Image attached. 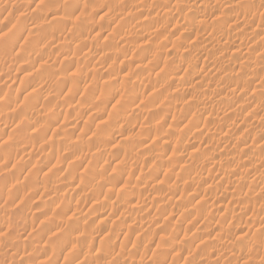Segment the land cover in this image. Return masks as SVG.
I'll use <instances>...</instances> for the list:
<instances>
[{"label": "rangeland", "instance_id": "1", "mask_svg": "<svg viewBox=\"0 0 264 264\" xmlns=\"http://www.w3.org/2000/svg\"><path fill=\"white\" fill-rule=\"evenodd\" d=\"M185 1L0 0V264H264V0Z\"/></svg>", "mask_w": 264, "mask_h": 264}, {"label": "bare ground", "instance_id": "2", "mask_svg": "<svg viewBox=\"0 0 264 264\" xmlns=\"http://www.w3.org/2000/svg\"><path fill=\"white\" fill-rule=\"evenodd\" d=\"M184 1H185V0H184ZM187 1H188V0H186L185 2H187ZM204 1H206V0H204ZM210 1H212V0H210ZM215 1H216V0H214V2H215ZM244 1H246V0H243V2H244ZM207 2H208V1H207ZM241 2H242V1H241ZM243 2H242V3H243ZM247 2H249V1H247ZM247 2H245V3H247ZM250 2H252V1H250ZM216 3H217V2H216ZM242 3H239V4H242ZM252 3H253V2H252ZM255 3H256V1H255ZM200 4H201V2H200ZM221 4H224V3H222V1H221ZM227 4H228V3H227ZM230 4H231V3H230ZM235 4H236V3H235ZM248 4H249V3H248ZM198 5H199V4H198ZM204 5H205V4H204ZM219 5H220V4H219ZM232 5H233V4H232ZM250 5H252V4H250ZM254 5H255V4H254ZM252 6H253V5H252ZM236 7H239V6L236 5ZM249 7H250V6H249ZM199 8H200V7H199ZM222 8H223V7H222ZM227 8H228V7H227ZM256 8H259V7H256ZM239 9H240V8H239ZM241 10H242V9H241ZM245 10H246V9H245ZM245 10H244V11H245ZM255 10H256V9H255ZM255 10H253V11L255 12ZM205 11H206V10H205ZM220 11H221V10H220ZM239 11H240V10H239ZM244 11H242V12H244ZM263 11H264V10H263ZM195 12H196V11H195ZM203 12H204V11H203ZM208 12H209V10H208ZM223 12H226V11H223ZM246 12H248V10H247ZM250 12H251V11H250ZM256 12H257V11H256ZM233 13H234V12H233ZM252 13H253V12H252ZM203 14H204V13H203ZM223 14H225V13H223ZM242 14H243V13H242ZM249 14H250V13H249ZM233 15H234V14H233ZM251 15H252V14H251ZM253 15H254V14H253ZM201 16H202V15H201ZM217 16H219V15H217ZM203 17H204V16H203ZM228 17H229V16H228ZM232 17H233V16H232ZM238 17H239V16H238ZM191 18H192V17H191ZM224 18H226V15L224 16ZM221 19H222V18H221ZM227 20H228V19H227ZM220 21H221V20H220ZM220 21H218V22H220ZM229 21H230V20H229ZM241 21H242V20H241ZM200 22H201V21H200ZM247 22H248V21H247ZM234 23H235V22H234ZM234 23H233V24H230V25L233 26ZM241 23H242V22H241ZM244 23H246V22H244ZM199 24H200V23H199ZM199 24H198V26H199ZM236 24H237V23H236ZM236 24H235V25H236ZM235 25H234V26H235ZM247 25H248V24H247ZM180 26H181V25H180ZM204 26H205V25H204ZM209 26H210V25H209ZM219 26H220V25H219ZM223 26H224V25H223ZM181 27H182V26H181ZM215 27H216V26H215ZM217 27H218V26H217ZM217 27H216V28H217ZM221 27H222V26H221ZM238 27H240V26H238V24H237V27H236V28H238ZM254 27H255V26H254ZM177 28H178V27H177ZM232 28L234 29V27H232ZM232 28H231V29H232ZM236 28H235V29H236ZM249 28H250V27H249ZM256 28H259V27H256ZM256 28H254L255 31H256ZM203 29H204V31H205V28H203ZM203 29H202V30H203ZM211 29H212V28H211ZM228 29H229V26H228ZM231 29H229V30H231ZM233 29H232V31H233ZM235 29H234V30H235ZM260 29H262V28H260ZM215 30H216V29H215ZM218 30H219V31H223V30H220V29H218ZM218 30H217V31H218ZM225 30H226V29H225ZM229 30H227V31L229 32ZM239 30H240V29H239ZM243 30H244V29H243ZM250 30H251V29H250ZM204 31H203V34H204ZM236 31H238V30H235L234 33H237ZM255 31H254V32H255ZM201 32H202V31H201ZM223 32H224V31H223ZM228 32H227V33H228ZM238 32H239V31H238ZM248 32H249V31H248ZM250 32H251V31H250ZM261 32H262V31H261ZM182 33H183V32H182ZM187 33H188V32H187ZM227 33H226V34H227ZM234 33H233V34H234ZM255 33H256V32H255ZM214 34H215V33H214ZM224 34H225V33H224ZM241 34H242V33H241ZM247 34H248V33H247ZM220 35H221V34H220ZM222 35H223V33H222ZM181 36H182V35H181ZM198 36H199V35H198ZM244 36H245V35H244ZM263 36H264V34H263ZM186 37H187V36H186ZM228 37H229V36H228ZM250 37H251V36H250ZM208 38H209V37H208ZM236 38H237V37H236ZM251 38H252V37H251ZM256 38H257V37H256ZM261 38H262V37H261ZM261 38H260V39H261ZM225 39H226L225 41H227V37H226ZM202 40H204V39H202ZM211 40H212V39H211ZM213 40H214V39H213ZM236 40H238V39H236ZM241 40H243V39H241ZM244 40H245V39H244ZM256 40H258V38H257ZM252 41H254V40H252ZM258 41H259V40H258ZM197 42H198V40H197ZM209 43H210V42H209ZM220 43H221V42H220ZM220 43H219V44H220ZM262 43H263V41H262ZM200 44H201V43H200ZM223 44H225V42H224ZM233 44H234V43H233ZM237 44H238V43H237ZM194 45H195V44H194ZM196 45H197V44H196ZM202 45H204V44H202ZM217 45H218V44H217ZM225 45H226V44H225ZM250 45H252V44H250ZM197 46H199V45H197ZM205 46H206V47H209V46H207L206 44H205ZM213 46H214V45H213ZM213 46H210V47L213 48ZM240 46H242V44H241ZM199 47H200V46H199ZM206 47H205V48H206ZM218 47H219V46H218ZM224 47H225V46H224ZM226 47H227V46H226ZM249 47H250V46H249ZM195 48H196V47H195ZM205 48H204V50H205ZM222 48H223V47H222ZM228 48H229V47H228ZM247 48H248V47H247ZM239 49H242V48H239ZM239 49H238V50H239ZM194 50H195V49H194ZM199 50H201V49H199ZM204 50H203V51H204ZM211 50H213V49H211ZM211 50H210V51H211ZM221 50H222V49H221ZM225 50H226V49H225ZM236 50H237V49H233L232 52L234 53ZM238 50H237L236 54H238V56H239ZM245 50H246V49H245ZM185 51H186V50H185ZM192 51H193V50H192ZM195 51H196V50H195ZM197 51H198V50H197ZM214 51H215V50H214ZM201 52H202V50H201ZM216 52H217V51H216ZM222 52H223V51H222ZM188 53H189V52H188ZM203 53H204V52H203ZM229 53H230V52H229ZM240 53H241V52H240ZM182 54H183V52H182ZM198 54H200V53H198ZM201 54H202V53H201ZM209 54H210V53H209ZM218 54H219V53H218ZM224 54H225V53H224ZM241 54H243V53H241ZM245 54H246V53H245ZM189 55H191V54H189ZM211 55H214V54H211ZM211 55H210V56H211ZM233 55H234V54H233ZM207 56H209V55H207ZM241 56H242V55H241ZM191 57H192V56H191ZM193 57H194V56H193ZM226 57H227V56H226ZM230 57H231V56H230ZM195 58H197V57L195 56ZM198 59H199V58H198ZM206 59H208V57H207ZM223 59H224V58H223ZM228 59H230V58H228ZM228 59H227V60H228ZM245 59H247V58H245ZM189 60H191V58H190ZM193 60H194V59H193ZM217 60H218V59H217ZM220 60H221V59H220ZM234 60H235V59H234ZM253 60H254V59H253ZM208 61H209V60H208ZM211 61H212V60H211ZM213 61H214V60H213ZM239 61H240V60H239ZM189 62H190V61H189ZM191 62H192V61H191ZM225 62H228V61H225ZM230 62H231V61H230ZM234 62H235V61H234ZM237 62H238V60H237ZM251 62H252V61H251ZM256 62H257V61H256ZM204 63H205V62H204ZM208 63H209V62H208ZM212 63H213V62H212ZM223 63H224V62H223ZM228 63H229V62H228ZM254 63H255V60L253 61L252 64L255 65ZM47 64H48V63H47ZM47 64H46V65H47ZM191 64H192V63H191ZM193 64H194V63H193ZM247 64H248V62H247ZM249 64H250V63H249ZM257 64H258V63H257ZM221 65H222V63H221ZM234 65H235V64H234ZM258 65H259V64H258ZM192 66H193V65H192ZM218 66H220V65H218ZM237 66H238V68H239V65H237ZM240 66H242V65H240ZM250 66H251V65H250ZM256 66H257V65H256ZM43 67H45V66H43ZM43 67H42V68H43ZM245 67H246V66H245ZM252 67L254 68L255 66H251V68H252ZM49 68H50V65H49ZM219 68H222V67H219ZM238 68H237V69H238ZM240 68H241V67H240ZM241 69H242V68H241ZM243 69H244V68H243ZM249 69H250V68H249ZM254 69H256V68H254ZM210 70H211V69H210ZM218 70H219V69H218ZM225 70H226V69H225ZM244 70H245V69H244ZM246 70H247V69H246ZM226 71H227V70H226ZM229 71H230V70H229ZM229 71H228V72H229ZM248 71L250 72L251 70H248ZM215 72H216V71H215ZM231 72H232V68H231ZM239 72H240V69H239ZM243 72H244V71H243ZM219 73H220V72H219ZM219 73H218V74H219ZM225 73H226V72H225ZM237 73H238V72H237ZM256 73H258V72H256ZM256 73H255V74H256ZM214 74H215V73H214ZM232 74L235 75V76H238L236 73H235V74L232 73ZM240 74H241V73H240ZM240 74H239V75H240ZM242 74H243V73H242ZM242 74L240 75L241 78H242ZM244 74H245V73H244ZM224 75H225V74H224ZM230 75H231V74L226 73L225 77H226V76H230ZM233 75H232V77L234 78ZM252 75H253V74H252ZM246 77H248V76H246ZM226 78H229V77H226ZM230 78H231V77H230ZM238 78H239V76H238ZM249 78H251V77H249ZM220 79H221V78H220ZM236 79H237V78H236ZM226 80H230V79H226ZM232 80H235V78L232 79ZM252 80H253V78H252ZM241 81H242V80H241ZM246 81H247V80H246ZM246 81H245V84L248 83V82L246 83ZM249 81H250V80H249ZM254 81H255V80H254ZM261 81H262V80H261ZM229 82H230V81H229ZM232 82H234V81H232ZM232 82H231V84H233ZM235 83L238 84V83H239V80L236 81ZM241 83H242V82H241ZM259 83H260V80H258L257 84H254V85L257 86V85H259ZM219 84H220V83H219ZM219 84H218V85H219ZM226 84H227V83H226ZM262 84H263V83H262ZM260 85H261V83H260ZM242 86H243V85H242ZM246 86H248V84H247ZM227 87H228V86H227ZM263 87H264V85H263ZM234 89H235V88H234ZM240 90H241V89H240ZM229 91H230V89H229ZM231 91H232V90H231ZM234 91H235V90H234ZM225 96H226V94H225ZM122 98H123V97H122ZM226 98H227V97H226ZM230 98H232V97H230ZM258 98H259V97H258ZM219 99H220V98H219ZM227 100H228V99H227ZM229 100H230V99H229ZM229 100H228V101H229ZM232 103H233V102H232ZM225 104H226V103H225ZM80 108H81V107H80ZM81 110H82V109H81ZM207 116H208V115H207ZM207 116H206V117H207ZM244 123H245V122L243 121V125H244ZM233 124H234V123H233ZM237 125H238V124H237ZM240 125H241V124H240ZM240 125H239V126H240ZM249 125H250V124H249ZM249 125H248V126H249ZM231 126H232V125H231ZM233 126H234V125H233ZM248 126H246V127H248ZM250 126H252V124H251ZM234 127H236V126H234ZM234 127H233V128H234ZM185 131H186V130H185ZM257 135H258V134H257ZM260 135H261V133H260ZM35 137H36V136H35ZM258 137H259V136H258ZM260 137H261V136H260ZM50 139H51V138H50ZM188 139H189V138H188ZM236 139H237V138H236ZM236 139H235V140H236ZM31 140H33V138H31ZM189 140H190V139H189ZM189 140H188V141H189ZM236 141H237V140H236ZM74 142H75V141H74ZM78 142H80V140H79ZM83 143H84V142H83ZM189 143H190V142H189ZM237 143H241V142L237 141ZM43 144H45V143H43ZM79 144H82V143H79ZM74 145H75V144H74ZM87 146H89V145H87ZM89 147H90V146H89ZM142 147H143V146H142ZM89 149H90V148H89ZM139 149H140V148H139ZM143 149H144V148H143ZM140 150H141V149H140ZM141 151H142V150H141ZM142 152H143V151H142ZM94 153H95V152H94ZM140 153H141V152H140ZM194 153H195V152H194ZM194 153H193V154H194ZM156 154H157V153H156ZM162 154H163V153H162ZM200 154H201V153H200ZM146 155H147V154H146ZM149 156H151V155H149ZM155 156H156V155H155ZM157 156H159V155H157ZM227 156H228V155H227ZM160 157H161V156H159V158H160ZM232 157H233V156H232ZM234 157H235V156H234ZM237 157H238V155H237ZM126 158H127V157H126ZM154 158H155V157H154ZM239 158H240V157H239ZM239 158H238V159H239ZM249 158H251V157H249ZM123 159H124V158H123ZM161 159H162V158H160L159 160H161ZM232 159H233V158H232ZM119 160H120V159H119ZM156 160H158V159L156 158ZM156 160H155V161H156ZM259 160H260V159H259ZM262 160H263V159H262ZM124 161H125V160H123L122 162H124ZM247 161H248V160L246 159V162H247ZM263 161H264V160H263ZM120 162H121V161H120ZM239 162H240V161H239ZM243 162H244V161H243ZM243 162H242V163H243ZM152 164H155V163H153V161H152ZM186 164H187V163H186ZM244 164H245V163H244ZM180 165H181V164H180ZM155 166H157V165H155ZM181 166H182V165H181ZM185 166H187V165H185ZM179 167H180V166H179ZM180 168L184 169V167H180ZM185 168H186V167H185ZM180 170H181V169H180ZM249 171H250V170H249ZM262 176H263V178H264V174H263ZM79 177H80V175H79ZM79 177H78V178H79ZM238 177H239V176H238ZM82 178H83V177H82ZM197 178H199V177H197ZM201 178H202V177H201ZM240 178H241V177H239V179H240ZM187 179H188V178H187ZM187 179H184V178H183L182 180H184V181H188ZM191 179H192V178H191ZM202 179H203V178H202ZM235 179H237V178H235ZM235 179H234V180H235ZM192 180H193V179H192ZM194 180H195V179H194ZM194 180H193V183L199 181V180H196V181H194ZM203 180H204V179H203ZM203 180H201V182H202ZM57 181H58V180H57ZM184 181H182V182H184ZM236 181H237V180H236ZM203 182H204V181H203ZM237 182H239V181H237ZM240 182H241V180H240ZM189 183H191V182L189 181ZM193 183H192V185H193ZM233 183H234V181H233ZM183 184H184V183H183ZM185 184H186V183H185ZM198 184H199V183H198ZM234 184H235V183H234ZM237 184H238V183H237ZM135 185H136V184H135ZM186 185H188V183H187ZM199 185H200V184H199ZM189 186H190V185H189ZM133 187H134V186H133ZM136 187L140 188L139 186H136ZM136 187H134V189H135ZM263 187H264V186H263ZM263 187H262V189H263ZM203 188H206V187H203ZM208 188H209V187H208ZM121 189H123V188H120L119 190H121ZM134 189L132 190L133 192H134ZM123 190H124V189H123ZM137 190H138V189H137ZM139 190H140V189H139ZM139 190H138V191H139ZM141 190H142V189H141ZM206 190H207V189H206ZM125 191H126V190H125ZM132 191H131V192H132ZM138 191H136V193H137ZM142 191H143V190H142ZM263 191H264V190H263ZM120 192H122V190H121ZM133 192H132V193H133ZM124 193H125V192H124ZM124 193H123V195H125V197H126V195L129 194V193H128V194H127V193L124 194ZM121 194H122V193H121ZM137 194H138V193H137ZM131 196H132V195H131ZM129 197H130V195H129ZM129 197H128V198H129ZM133 197H134V195H133ZM117 198H118V197H117ZM120 198H122V197H120ZM126 199H127V198H126ZM122 200H123V199H121V201H122ZM151 200H152V199H151ZM126 202H127V201H126ZM237 202H238V200H237ZM95 203H96V205H97V201H95L93 204H95ZM133 206H136V205H135V204L132 205V206L130 207V210H131V208H132ZM137 207H138V206H137ZM121 208H122V207H121ZM127 208H129V207H127ZM133 208H135V207H133ZM197 208H198L197 210H199V207H198V206H197ZM138 209H139V208H138ZM138 209H137V210H138ZM184 209H185V208H184ZM191 209H192V208H191ZM137 210H136V211H137ZM146 211H147V209H146ZM186 211H187V210H186ZM194 211H196V210H194ZM130 212H131V211H130ZM137 212H139V211H137ZM197 212H199V211H197ZM133 213H135L134 210H133ZM233 213H234V212H233ZM135 214H136V213H135ZM131 215H132V214H131ZM137 215H139V213H138ZM137 215H136V216H137ZM139 216H140V215H139ZM182 216H183V215H182ZM184 217H185V216H184ZM184 217H183V218H184ZM74 218H75V217H74ZM74 218L71 217V219H74ZM133 218H134V217H133ZM133 218H132V219H133ZM135 218H136V217H135ZM135 218H134V219H135ZM137 218H140V217L137 216ZM75 219H79V217H78V218L76 217ZM104 219H105V218H104ZM134 219L131 220V221H134ZM140 219H141V218H140ZM140 219H135V221H136V220L141 221ZM165 219H166V218H165ZM99 220L101 221V219H99ZM106 220H107V219H105V221H106ZM202 220L204 221L205 219H202ZM102 221H103V220H102ZM105 221H104V222H105ZM116 221H117V220H116ZM119 221H120V220H119ZM121 221H122V220H121ZM121 221H120V222H121ZM139 221H137V222H139ZM174 221H176V220H174ZM174 221H173V222H174ZM205 221H206V220H205ZM161 222H163V221H161ZM167 222H168V221H167ZM176 222H177V221H176ZM176 222H175V223H176ZM208 222H209V221H208ZM217 222H219V221H217ZM102 223H103V222H102ZM130 223H131V222H130ZM181 223H182V222H181ZM128 224H129V223H128ZM133 224H134V223H133ZM176 224H177V223H176ZM176 224H175V225H176ZM178 224H179V223H178ZM201 224H202V223H201ZM131 225H132V224H131ZM131 225L129 224V226H131ZM147 225H148V224H147ZM202 225H203V224H202ZM202 225H201V226H202ZM206 225H207V224H206ZM214 225H215V224H214ZM214 225H213V226H214ZM133 226H134V225H133ZM133 226H132V227H133ZM263 226H264V224L262 225V227H263ZM146 227H148V226H146ZM157 227H158V226H157ZM157 227H156V228H157ZM204 227H205V226H204ZM204 227H203V228H204ZM214 227H215V226H214ZM217 227H221V224H220V226H217ZM217 227H216V228H217ZM205 228H207V227H205ZM256 228H257V227H256ZM258 228L260 229L261 227L259 226ZM258 228H257V229H258ZM177 229H178V228H177ZM219 229H221V228H219ZM224 229H225V228H224ZM257 229H256V230H257ZM201 230H204V229H201ZM201 230H200V231H201ZM217 230H218V228H217ZM222 230H223V228H222ZM196 231H197V230H196ZM219 231L222 233L221 230H219ZM219 231H218V232H219ZM223 231H224V230H223ZM185 232H186V231H185ZM201 232H202V231H201ZM260 232H261V231H260ZM226 233H227V232H226ZM107 234H108V233H107ZM158 234H159V233H158ZM165 234H166V233H165ZM202 234H203V233H202ZM215 234H216V233H215ZM218 234H220V233H218ZM261 234H262V233H261ZM108 235H109V234H108ZM160 235H161V234H160ZM160 235H159V236H160ZM190 235H191V234H190ZM213 235H214V234H213ZM105 236H106V235H105ZM109 236H111V235H109ZM172 236H174V235H171V237H172ZM183 236H184V233H183ZM192 236H193V235H191L190 237H192ZM262 236H263V238H264V234H263ZM160 237H161V236H160ZM212 237H213V236H212ZM214 237H215V236H214ZM219 237H220V235H219ZM260 237H261V236H259L258 238H260ZM80 238H81V237H80ZM103 238H104V237H103ZM105 238H106V237H105ZM105 238L102 239L103 242H104ZM167 238H168V237H166L165 239L168 241ZM182 238H183V237H182ZM186 238H187V237H186ZM217 238H218V237H217ZM263 238H262V239H263ZM172 239H173V238H172ZM188 239H189V238H188ZM222 239H223V238H222ZM106 240H108V239L106 238ZM106 240H105V242H104V245H105V244H108V243H106V242H109V244H110V246H111L112 241H111V243H110V240H112V237L109 239V241H106ZM163 240H164V239H163ZM169 240H171V239L169 238ZM181 240H182V239H180V241H181ZM203 240H204V243H205V240H206V239H203ZM203 240L201 241V243L203 242ZM208 240H209V239H208ZM213 240H214V239H213ZM257 240H258V239H257ZM259 240L261 241V239H259ZM263 240H264V239H263ZM173 241H175V239H174ZM173 241H172V242H173ZM176 241H177V240H176ZM103 242L101 241V243H103ZM169 242H170L171 244L174 243V242L172 243L171 241H169ZM183 242H184V240H183ZM261 242H262V241H261ZM261 242H260V243L258 242V243L261 244ZM167 243H168V242H167ZM187 243H188V242H187ZM204 243H203V244H204ZM255 243H256V242H255ZM263 243H264V241H263ZM177 244H178V243H177ZM189 244H190V242H189ZM192 244H193V243H192ZM197 244H199V243H197ZM197 244H196V246H197ZM104 245H103V248H104V247H105V248H106V247H109V246H107V245H106V246H104ZM175 245H176V244H175ZM179 245H181V244H179ZM187 245H188V244H187ZM255 245H256V244H255ZM74 246H75V245H74ZM192 246H193V245H192ZM260 246H264V244H263V245H260ZM71 247H73V246H71ZM185 247H186V246H185ZM185 247H184V248H185ZM77 248H78V247H77ZM79 248H80V247H79ZM180 248H181V246H180ZM189 248H190V247H189ZM181 249H182V248H181ZM194 249H197V248H194ZM199 249H200V248H199ZM199 249H197V250H199ZM79 250H80V249H79ZM187 250H188V248H187ZM199 252H200V250H199ZM200 253H201V252H200ZM200 255H202V254H200ZM202 256H203V255H202ZM118 258H119V261H120V260H121V259H120V256H119ZM118 258H116V259H118ZM198 258H199V257H198ZM123 259H124V258H123ZM125 259H129V258H126V257H125ZM193 259H194V258H193ZM196 259H197V258H196ZM130 260H131V259L126 260V261H130ZM213 260H215V259H213ZM123 261H125V260H122V262H123ZM126 261H125V262H126ZM194 261H195V260H194ZM205 261H206V260H205ZM207 261H208V260H207ZM207 261H206V262H207ZM120 262H121V261H120ZM122 262H121V263H122ZM131 262H132V261H131ZM187 262H188V261H187ZM196 262H197V261H196ZM202 262H203V261H202ZM123 264H125V263H123ZM127 264H131V263H127Z\"/></svg>", "mask_w": 264, "mask_h": 264}]
</instances>
